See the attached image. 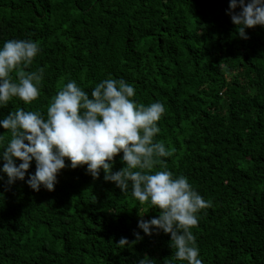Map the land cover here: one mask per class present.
Returning <instances> with one entry per match:
<instances>
[{"label":"trees","instance_id":"obj_1","mask_svg":"<svg viewBox=\"0 0 264 264\" xmlns=\"http://www.w3.org/2000/svg\"><path fill=\"white\" fill-rule=\"evenodd\" d=\"M229 4L0 0V47L9 39L37 42L41 52L19 70L43 69L39 98L31 105L14 98L0 119L18 108L46 116L72 80L89 95L104 79L127 81L137 104L166 108L155 139L171 156L154 170L187 177L210 203L192 229L203 264H264V26L241 38ZM0 135L10 138L2 127ZM122 155L114 172L125 166ZM27 178L0 182V264H188L176 259L170 234L139 229L141 218L160 210L131 189L122 193L103 171L97 180L86 166H68L54 191L36 192ZM124 237L128 243L119 244Z\"/></svg>","mask_w":264,"mask_h":264},{"label":"clouds","instance_id":"obj_2","mask_svg":"<svg viewBox=\"0 0 264 264\" xmlns=\"http://www.w3.org/2000/svg\"><path fill=\"white\" fill-rule=\"evenodd\" d=\"M226 12L241 38H249L246 29L264 26V0H230ZM40 52L39 44L31 39H9L0 47V108L14 98L26 105L39 98L43 69H19L31 65ZM135 95L134 86L123 79H104L91 95L72 80L53 97L46 116L23 108L11 111L0 119V127L10 133V138L0 135V182L11 187L27 176L26 183L34 191L41 187L54 191L59 174L68 166H86L97 180L103 171L104 180L113 182L122 193L131 189L141 204L160 210L158 217L138 221L144 234H170L177 260L203 264L192 229L198 226L197 214L210 203L187 177H176L166 168L154 170L164 165L162 158L171 156L166 145L155 139L166 108L159 101L137 104ZM120 153L125 166L114 172ZM33 161L34 173L29 171ZM135 236L143 239L140 232ZM127 243L126 237L119 241ZM139 264L153 261L141 259Z\"/></svg>","mask_w":264,"mask_h":264}]
</instances>
